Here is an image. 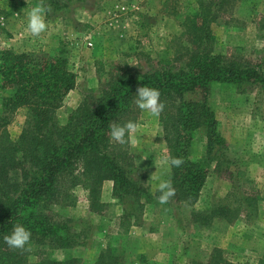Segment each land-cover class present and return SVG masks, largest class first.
I'll use <instances>...</instances> for the list:
<instances>
[{
	"label": "rangeland",
	"instance_id": "374dc122",
	"mask_svg": "<svg viewBox=\"0 0 264 264\" xmlns=\"http://www.w3.org/2000/svg\"><path fill=\"white\" fill-rule=\"evenodd\" d=\"M38 3L0 0V50L48 57L63 50L74 85L56 109L59 123L80 103L91 102L116 67H128L135 77L175 68L197 44L264 72V0H44L53 11L46 15V32L34 37L27 29V13ZM205 92L225 148L222 162L206 164L197 199L158 202V184L170 179L169 166L162 163L168 155L161 126L133 103L138 131L125 145L110 138V148L144 188L141 212L123 216L122 208L131 202L113 197L111 181L104 180L102 213H93L86 190L77 183L68 204L47 206L54 219L70 220L77 244L68 249L29 245L28 259L42 249L47 257L94 264L99 251L109 248L117 264H203L217 248L229 264H264V87L238 89L220 82L209 84ZM8 93L0 88V99ZM184 97L198 100L202 91ZM25 115L18 108L6 116L10 138L23 127ZM192 135L187 156L203 161L210 155L204 133L199 129ZM8 178L18 181L19 171H10ZM244 198L249 199L247 208ZM225 203L240 206L232 222L212 216L206 224L191 216Z\"/></svg>",
	"mask_w": 264,
	"mask_h": 264
},
{
	"label": "trees",
	"instance_id": "16d2710c",
	"mask_svg": "<svg viewBox=\"0 0 264 264\" xmlns=\"http://www.w3.org/2000/svg\"><path fill=\"white\" fill-rule=\"evenodd\" d=\"M62 53L59 49L48 57L0 50V88L9 89L0 99V264H78L75 257H47L42 249L30 261L28 250L10 249L3 239L20 224L32 234L30 246L68 249L76 245L77 234L70 220L54 219L47 206L68 204L70 189L77 183L86 190L88 209L93 213H102L99 193L104 180L111 181L113 197L131 202L122 208L123 216L141 212L144 188L112 152L109 127L112 123L137 122L133 110L137 87L145 85L161 93L165 108L158 121L167 155L184 160L179 168L169 166V177L176 189L174 198L186 203L197 199L206 164L214 162L217 166L224 158L223 139L206 101L209 84L232 83L238 89L254 84L264 87L263 71L245 61L212 54L206 45L197 44L175 68L143 71L135 77L128 67H116L91 102L80 103L65 122L59 123L56 109L74 85V74ZM194 90L202 91L200 99L184 97ZM18 108L25 109V123L16 137L10 138L4 127L6 116ZM199 129L210 154L203 161L189 159L186 150L192 133ZM16 170L19 180L10 181L9 172ZM248 200L244 198V208ZM239 211V205L215 204L207 212H193L191 216L206 224L212 216L232 222ZM111 250L99 251L94 264H117ZM203 264L229 263L214 248Z\"/></svg>",
	"mask_w": 264,
	"mask_h": 264
},
{
	"label": "clouds",
	"instance_id": "9594fccd",
	"mask_svg": "<svg viewBox=\"0 0 264 264\" xmlns=\"http://www.w3.org/2000/svg\"><path fill=\"white\" fill-rule=\"evenodd\" d=\"M52 11L51 5L44 3V0H40V3L29 10L27 13V29L32 36L39 37L46 32L48 28L46 15ZM134 96V103L141 111L147 112L156 118H159L164 111L165 103L161 101V93L158 89L145 85L139 86ZM109 127L111 140L120 145L128 144L133 134L139 129V125L134 121H128L123 125L112 123ZM132 143H135V141L132 140ZM162 163L179 168L183 165L184 160L180 157L164 156L162 157ZM156 191L159 193L157 200L161 205L170 203L176 195V189L170 179L160 181ZM31 235V232L23 225L17 224L13 226L11 233L5 235L3 239L10 249L24 251L27 250L26 246L30 244Z\"/></svg>",
	"mask_w": 264,
	"mask_h": 264
},
{
	"label": "built area",
	"instance_id": "2783aa9c",
	"mask_svg": "<svg viewBox=\"0 0 264 264\" xmlns=\"http://www.w3.org/2000/svg\"><path fill=\"white\" fill-rule=\"evenodd\" d=\"M88 44H90V42H88Z\"/></svg>",
	"mask_w": 264,
	"mask_h": 264
}]
</instances>
